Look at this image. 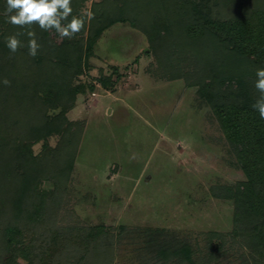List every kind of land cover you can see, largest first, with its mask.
I'll return each instance as SVG.
<instances>
[{
    "label": "trees",
    "instance_id": "1",
    "mask_svg": "<svg viewBox=\"0 0 264 264\" xmlns=\"http://www.w3.org/2000/svg\"><path fill=\"white\" fill-rule=\"evenodd\" d=\"M87 1L71 0L72 13L61 23L75 16L83 27L61 38L38 23H9L7 0H0V264L111 262L115 227L66 226L59 215L85 130L69 112L80 94L94 92L97 82L113 90L124 73L114 65L96 83L80 76L93 68L104 33L118 24L147 37L146 54L155 59L149 72L197 88L244 175L211 188L233 202V229L208 232L207 250L152 228L143 230L146 247L160 264H218L229 249L243 264H264V119L252 107L260 97L256 72L264 68V0H100L90 15ZM29 31L40 45L35 56ZM13 35L20 41L15 53L6 41ZM55 135L60 139L51 147ZM40 141L43 150L35 154ZM69 253L78 255L75 262L67 263Z\"/></svg>",
    "mask_w": 264,
    "mask_h": 264
},
{
    "label": "rangeland",
    "instance_id": "2",
    "mask_svg": "<svg viewBox=\"0 0 264 264\" xmlns=\"http://www.w3.org/2000/svg\"><path fill=\"white\" fill-rule=\"evenodd\" d=\"M96 1H87L89 15ZM148 47L147 37L128 25L108 29L93 68L80 79L96 83L114 65L123 77L113 90L97 82V89L80 94L69 112L85 130L59 220L66 226L115 227L111 262L89 258V264H160L146 247V228L163 229L205 250L208 232L233 229V202L211 190L244 178L223 130L196 87L147 70L155 63ZM59 139L52 136L50 146ZM43 146L37 142L34 153ZM67 257L72 263L78 255ZM217 263L243 264V259L229 249Z\"/></svg>",
    "mask_w": 264,
    "mask_h": 264
},
{
    "label": "clouds",
    "instance_id": "3",
    "mask_svg": "<svg viewBox=\"0 0 264 264\" xmlns=\"http://www.w3.org/2000/svg\"><path fill=\"white\" fill-rule=\"evenodd\" d=\"M70 4L71 0H7L5 15L8 22L13 25L23 27L38 23L43 30L54 28L61 38H71L81 30L83 21L73 16L68 23H61L62 20L66 21L72 13ZM17 35L6 38L7 47L13 53L20 47ZM27 35L30 38L27 45L29 55L35 56L40 45L37 43L34 31L27 32ZM256 76L255 87L260 92V97L252 107L259 112L260 118L264 119V68L258 69ZM3 84L7 86L10 81L4 79Z\"/></svg>",
    "mask_w": 264,
    "mask_h": 264
}]
</instances>
